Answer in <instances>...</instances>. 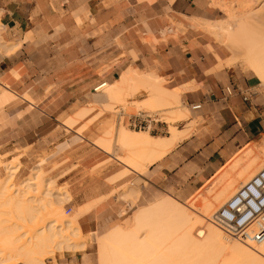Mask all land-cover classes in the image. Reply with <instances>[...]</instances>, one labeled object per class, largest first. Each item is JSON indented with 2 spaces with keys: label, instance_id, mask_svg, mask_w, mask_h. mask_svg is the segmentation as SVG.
Returning a JSON list of instances; mask_svg holds the SVG:
<instances>
[{
  "label": "crops",
  "instance_id": "1",
  "mask_svg": "<svg viewBox=\"0 0 264 264\" xmlns=\"http://www.w3.org/2000/svg\"><path fill=\"white\" fill-rule=\"evenodd\" d=\"M0 12V36L14 46L10 54L0 51L2 146L52 144L61 126L95 140L104 120H118L116 112L97 117L94 108L71 128L65 122L133 70L166 79L191 110L190 122L197 120L185 140L139 175L142 199L164 192L185 200L234 159H253L248 151L264 137V83L245 67L227 65L228 49L196 23L221 19L194 20L211 17L202 1L0 0ZM172 19L181 31L162 40V31H176ZM115 204L109 198L81 217L82 232V225L98 232Z\"/></svg>",
  "mask_w": 264,
  "mask_h": 264
},
{
  "label": "bare ground",
  "instance_id": "2",
  "mask_svg": "<svg viewBox=\"0 0 264 264\" xmlns=\"http://www.w3.org/2000/svg\"><path fill=\"white\" fill-rule=\"evenodd\" d=\"M253 3L257 4V0H232L231 2L219 0L216 4L228 13V22L221 24V22L201 21L196 23L227 46L226 48L232 54L227 62L243 63L264 83V5L254 9L252 8ZM2 41L3 38L0 36V43ZM3 43L1 47L5 49V52L13 51L14 47L10 50L9 44H6L8 42ZM162 83L163 78L156 74L139 76L135 71L130 70L109 87V90L106 89L108 91L104 96L106 101L110 102L109 104L130 103V105L127 104L129 107L153 114L162 109H169V115L162 118L166 123L189 120L191 116L189 108L181 106V109L179 96L166 91ZM103 87L105 85L101 86L100 90ZM141 88L146 89L150 93L149 96L142 101L132 99L129 101L128 99ZM92 110L93 108H87L77 113L67 122L70 128ZM102 114L100 111L97 117ZM190 123L186 131L178 130L171 125L169 136L155 137L148 129L130 131L127 128H121L116 131L113 123L104 120L102 133L96 138L94 144L110 154L115 139L117 152L121 158L115 160L124 165L127 172L144 174L152 165L170 153L179 142L185 140L192 132L190 130L197 120ZM121 154H126V156L123 157ZM248 155L253 159H242V157L234 159L231 161L229 172L223 173L222 171L211 180L202 195L199 193L200 197L196 196V200L194 197L191 199V201L194 200L189 202L191 209L194 207L193 211L196 208L197 213L203 212L205 219L199 216L200 212L197 214L198 217L195 212L192 213L196 216L192 215L189 212L191 210L189 205H184L168 195L161 196L138 207L135 214L130 215L131 220L129 217L128 220L126 219L128 223L131 221L126 229L124 225H117L101 236L96 235L93 242L99 264H264V241L254 244L245 239L232 238L221 228L223 223L218 219L220 210L232 201L244 187L260 177L264 171L263 167L247 182V179L249 180L255 173L253 168L256 171L261 167L260 165L258 167L259 162H264V137L261 142L249 149ZM1 158L0 156V169L6 168L7 177H4V180L0 179V215L3 212L7 215L4 213L0 216V264H44L46 258L54 256L55 250L79 249V247L84 250L87 248V236L81 232L75 218L86 215L107 198L88 205V208L87 206L83 208V211L77 213V217H73L76 223L73 218L69 221V218L66 222L68 226L63 228L66 216L61 204L65 198L58 195L59 191L57 195L53 194L52 181L46 182V191H42L45 183L42 179V169H35L34 178L30 176V179L16 180L20 165H6ZM239 168H241L239 174L231 176L230 171H236ZM126 174L124 171V175ZM240 177H245L247 183L240 189L238 188L236 193ZM133 187L135 189L132 191L139 196L140 188L134 185ZM234 193L236 194L233 195ZM229 197L231 199L218 212V208ZM216 212L218 214L215 217ZM4 216L8 218L3 219ZM67 228L70 231L71 228L73 229L70 234L72 238L67 234L64 235L68 233ZM143 236L145 237L142 238ZM76 237L86 238V242L81 240L83 243L80 244L76 241L78 240ZM77 244L81 246L76 247Z\"/></svg>",
  "mask_w": 264,
  "mask_h": 264
},
{
  "label": "rangeland",
  "instance_id": "3",
  "mask_svg": "<svg viewBox=\"0 0 264 264\" xmlns=\"http://www.w3.org/2000/svg\"><path fill=\"white\" fill-rule=\"evenodd\" d=\"M199 1H202L203 4H206L208 6L209 11H210L209 15H211V17L207 18V19L196 18L194 20L216 21V20L221 19L218 22H209V23H220L221 22V24H222L224 22H228V18H229L228 13L223 11L221 9L220 5L216 4L217 1H219V0H199ZM224 1L225 2H227V1L231 2L232 0H224ZM253 4H254V7H252V8H254V9L261 8L262 5H264V0H257V4H255V3H253ZM0 24H1V22H0ZM169 26H174L176 28V31L172 32V33L168 32L167 30L165 31V33L162 31V40H167V39L176 37L177 34L181 31V29H180L181 24L176 20L172 19L171 25H169ZM169 26H167V27H169ZM199 27H201V26H199ZM0 28H1V26H0ZM201 29L203 31L207 32L204 28L201 27ZM212 37H213V39H215V41L217 40L214 36H212ZM3 42L4 41H2L1 43L4 44ZM154 42H157V40L154 39ZM217 42L222 44V45L224 44L223 42L218 41V40H217ZM1 43H0V51L4 52L6 54H10L13 52V51L5 52L4 51L5 49L3 50V47H1L2 46ZM224 46H225V44H224ZM12 47H14V46H12ZM12 47L9 46L10 50H12ZM225 47H227V46H225ZM231 55L232 54L229 52V56H231ZM234 62H236V63H234ZM227 65L228 66H236V65L241 66L243 68V70H245L244 67L246 68V66L243 63L237 62V61H233L231 63L227 62ZM139 75L140 76H149L151 74L141 72V73H139ZM166 83H167V80L163 78V83H162L163 88L166 91H168V92L171 91L170 93L177 94L179 96L180 108L182 109L181 106H184V105L182 104L183 100L181 101L180 91L179 90H171V89L167 88ZM111 86H112V84H111ZM108 90L102 89L101 92H99V95L96 96V102L90 108H93V109L99 108V110H101L102 113L111 112L113 116L115 115V112H116L118 114V120H115V122L113 124L116 131H118L121 128H127L130 131H139V130H134L133 128H130L123 119L119 118V113H120L121 109L124 110L129 115L137 114L139 112H145V111H140L139 109L136 110L135 107H129L130 103H126L123 105L122 104H117V105L113 104L114 106L112 105V103L109 104L110 102L106 101L105 96H104L105 92ZM149 94L150 93L147 92L146 89L141 88V90H139L134 96H132L128 100L131 101V99H132L135 101H137V100L142 101L146 97H148ZM127 104H129V105H127ZM184 104L188 107V105L186 103H184ZM124 105L126 106L125 108H124ZM83 109H85V108H83ZM83 109H81L80 111H82ZM162 110L159 112H156L154 114L152 112L151 113L146 112L150 115L157 116L156 118H158L159 120L164 122V123L160 124V131H155V132L149 131L152 136H155V137H167V136H169V131H170L171 125H174L175 128H177L178 130H183V131L185 130L186 131L189 129L188 126L191 124L190 123L191 116H190L189 120L178 121V122H173V123H171V122L166 123L165 120H163L162 118L169 115L170 110L169 109H162ZM79 112H77V113H79ZM190 112H191V110H190ZM72 118H74V117L69 118L65 122L66 126L69 128H70V126L68 125L67 122ZM193 130H194V128H191L190 132L191 131L193 132ZM143 131H145V129H143ZM78 133L81 134V136H80L81 138H77L76 134L78 135ZM78 133H75L72 130H67L64 126H61L54 133L56 135H52V137H53V139H52L53 143L52 144L48 143L47 140H44L42 143L37 142L34 145L25 146V147L19 146V145L14 146L12 144H8V145L6 144V145L2 146L0 144V156L2 157L1 159H2L3 163L6 165L9 164L12 166L20 165L19 166L20 169L17 173L16 180L17 179L24 180L26 178H29L30 176H31L30 178H32V177L34 178L33 173H35V169H40V170L42 169L41 170L42 171L41 172L42 179L45 180V183L43 184L44 186H43L42 191L43 192L46 191V189H45L46 188L45 185L47 184L46 182L52 181L51 183H52L53 188L51 190L54 191V192L52 191L53 194L57 195L58 191H59L58 195H61V197L64 196L63 198H65V199H63L64 201H62V204H61L62 205L61 207L63 208V211L65 212L64 214L66 216L65 223L63 222V226H62L63 228L64 227L66 228L68 226V225H66V224H68L66 222H68L69 218H70L69 221H72L71 219L74 216L75 217L78 216L77 213H79V211L80 212L83 211L84 210L83 208H85L86 206H87L86 208H88V205L95 203L96 201H100L103 198L104 199L107 198L106 200H108L110 198L111 203H119V204H115V206L113 207L112 215L108 214L105 222H103L101 224V227L98 228V232H96V233L94 232L95 234H91V233H93V231H96L95 225H92V227L88 228V229H86L82 225L84 234L87 236V237L85 236L87 238V241H88L87 242V244H88L87 248H85L84 250L80 247H79V249L73 248L74 250L73 249H66V248H65L66 250H64V248H63V249H61V251L58 249L59 252H58V250H55L54 256L51 255L50 257L46 258L44 264H99L96 249H95V243L93 242L96 235L101 236L104 233H106L107 231H110L112 228L116 227L117 225H124L125 229H126L129 226V223L131 222L130 221L128 223V221H126V219L128 220V217L129 218L131 217L130 215L133 216V214H135V210H137L138 207H140L142 205H146L149 202H152L153 200L160 198L161 196H167V195L170 196L169 194H165L164 192H160L156 195H153L152 197L145 195V198H144L145 200L142 199V192L144 191V188L140 185L139 181L137 180L140 174L127 172L126 171L127 169L125 168V166L120 164L117 160H115V159H121L119 157L118 152H117L116 140L115 139L113 140L112 151L109 152L111 154V156H110V154H108L107 152L100 149L99 147H97L94 144L96 139L95 140L94 139L93 140L84 139L82 137V129H80L78 131ZM121 155L123 157L126 156V154H121ZM259 165L261 167H259ZM258 167L259 168H257L256 171H255V168H253L254 169L253 172H255V173H253V175L251 176V178H249V180L247 179V182H249L252 179V177H254L255 175H257L259 173V171L264 167V162L263 161L259 162ZM4 168L5 167H2L0 169V179H2V180H4V177H7L6 168L5 169ZM124 171H125V174L127 173L126 175H124ZM232 175L234 176V174H231V176ZM245 180H246L245 177H242V178L240 177V179H238L239 185L237 184L238 187H237L236 193L238 192V190L241 188L242 185L247 183ZM209 183L207 185H205L204 188H202L203 190L201 189V190L197 191L195 193V195H193L194 194L193 193L192 194L193 196L190 195L188 197L189 199L186 198L185 200H181V199L175 198L172 195L170 197L179 201L180 203H182L184 205H187V206L189 205L188 207H190V209H191L192 206H190V203H189L191 201V199L194 197V200H196L195 199L196 196L200 197L199 193H200V195H202L203 191L207 189ZM133 185L135 187H137L138 189L140 188L139 191L141 192V194L139 193L140 194L139 196H137V194L135 195L134 192L132 191V189H135L133 187ZM43 192H42V194H43ZM236 193H234L233 195H235ZM42 194L40 196H42ZM66 197L68 198L67 200H66ZM231 197H229L223 203V205L218 208V210H217L218 212L231 199ZM126 199H127V201H126ZM194 200H192L191 202H193ZM121 202L123 203V207H121V204H120ZM99 205H98V207H99ZM191 205H193V204H191ZM193 209H194V207L191 210H189V212H191V213L195 212L196 215L199 214L200 211L197 213L196 212L197 209L195 208L194 211H193ZM120 211H122L124 214H122ZM218 212H216L215 217L218 214ZM4 213H5V215H7L6 212H3V214ZM193 213H192V215H195ZM200 213L201 214H199V216L201 215V217H203L205 219V217H204L205 215H203V212H200ZM3 214L0 216H3ZM89 215H92L93 217L96 218V212L89 214ZM197 217H198V215H197ZM215 217H214V219H215ZM7 218L4 216L3 219H7ZM80 218L81 217H79V216H78V218H75V219H77L76 220L77 224H79V220H80L81 224H82V221L85 220L84 218H81L82 220ZM131 218H130V220H131ZM75 219H74V223H76ZM53 220H55V219H53ZM124 222H126V223H124ZM120 227L123 228L122 226H120ZM63 228H61V229H63ZM79 228L81 229L80 224H79ZM72 232H73L72 228H71V231H70V229H68V233L66 232V233H64V235L67 234L68 236L71 237L70 234ZM81 232H82V230H81ZM196 234L198 235V231H196ZM144 237L145 236H143L142 238H144ZM223 237H224V234H223ZM76 238L78 239V237H76ZM86 238L78 239L79 241L78 240H76V241L79 242L80 244H82L83 242H86L85 241ZM231 240L236 241L234 239H231ZM224 241H226V240L224 239ZM232 243H235V242H232ZM80 244H77L76 247H78Z\"/></svg>",
  "mask_w": 264,
  "mask_h": 264
},
{
  "label": "built area",
  "instance_id": "4",
  "mask_svg": "<svg viewBox=\"0 0 264 264\" xmlns=\"http://www.w3.org/2000/svg\"><path fill=\"white\" fill-rule=\"evenodd\" d=\"M195 104L193 108H200ZM146 112L127 114L120 110L119 118L133 129L160 131L163 121ZM224 232L235 239H245L254 244L264 241V171L260 177L244 187L239 194L219 212Z\"/></svg>",
  "mask_w": 264,
  "mask_h": 264
}]
</instances>
